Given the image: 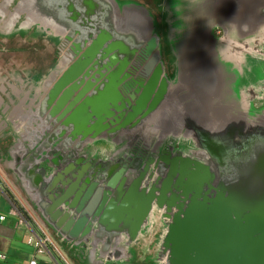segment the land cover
Listing matches in <instances>:
<instances>
[{
  "label": "water",
  "instance_id": "1",
  "mask_svg": "<svg viewBox=\"0 0 264 264\" xmlns=\"http://www.w3.org/2000/svg\"><path fill=\"white\" fill-rule=\"evenodd\" d=\"M164 15L0 0V38L57 49L0 75L3 166L76 264H264V0Z\"/></svg>",
  "mask_w": 264,
  "mask_h": 264
},
{
  "label": "crops",
  "instance_id": "2",
  "mask_svg": "<svg viewBox=\"0 0 264 264\" xmlns=\"http://www.w3.org/2000/svg\"><path fill=\"white\" fill-rule=\"evenodd\" d=\"M8 43L11 47H16L13 42ZM5 43V44H8ZM6 47H9L5 45ZM27 55L33 56L36 51L43 53H49L50 47L45 45L39 47V45H30ZM28 49V48H27ZM33 54V55H32ZM25 55V54H24ZM15 57L11 55L7 58V61L13 60ZM29 61V60H28ZM23 209L27 212L29 217L36 219L39 223H42L51 235L54 237L59 247L62 249L66 257L69 259L71 264H76L70 255L74 256L72 249L65 245L62 241L58 240L57 237L50 231V229L40 220L37 213L28 204L26 199L23 197L11 177L3 166V156L0 155V217L5 216V219H0V253L6 256L5 259L0 258V264H30L32 259H36L38 264H64L59 258L50 253H36L34 246L28 243V238L32 233L31 228L26 222L22 223V217L16 214L17 209ZM110 264H145L142 259L136 260L134 263H110Z\"/></svg>",
  "mask_w": 264,
  "mask_h": 264
},
{
  "label": "flooded vegetation",
  "instance_id": "3",
  "mask_svg": "<svg viewBox=\"0 0 264 264\" xmlns=\"http://www.w3.org/2000/svg\"><path fill=\"white\" fill-rule=\"evenodd\" d=\"M223 35V30L222 28H219L218 26L214 29V36L215 37H220ZM9 42H13L12 45L15 44L16 47H12V48H8L5 46V43ZM39 45V47H43L44 44L45 45H49L51 47L54 46L55 48V43L52 42L51 40L46 41V40H39V41H32V42H28L25 39H23V37H14L12 39H4V38H0V48H3L4 51H8L10 52L12 55L15 54V57L13 60L8 59L9 61H7L8 63L5 64L3 59H0V75H4L7 72L14 70V69H22L23 67L21 66V64L23 63V65H26V62L29 60L30 63L26 66V67H31V66H43V64L48 63L47 60H55L56 59V53H57V49L51 48L49 53H43V51L39 52L37 51L38 49H34L36 51V53L33 56H29L27 55L28 51L31 50V48L29 47L30 45ZM28 48V49H27ZM1 53V52H0ZM23 54V55H20ZM25 54V55H24ZM21 56H23L21 58ZM22 62V63H21ZM13 66V67H11ZM17 67V68H15ZM25 67V66H24ZM169 69V66L167 65V70ZM4 105L0 106V116L2 115V111L4 109ZM3 122L2 117L0 118V124ZM7 137V138H6ZM13 138L12 136L9 134L7 136L4 137L3 135V131L0 130V155L3 156L4 151L9 147V145L12 143ZM179 144H176V147H178Z\"/></svg>",
  "mask_w": 264,
  "mask_h": 264
},
{
  "label": "built area",
  "instance_id": "4",
  "mask_svg": "<svg viewBox=\"0 0 264 264\" xmlns=\"http://www.w3.org/2000/svg\"><path fill=\"white\" fill-rule=\"evenodd\" d=\"M16 214H19L22 217V223L26 222L31 228L32 233L28 238V243L34 246L36 253H50L59 258L64 264H71L54 237L42 223L29 217L27 212L21 208L16 210ZM0 219H5V216H1ZM0 258L5 259L6 256L0 253ZM30 264H38V262L34 258L30 261Z\"/></svg>",
  "mask_w": 264,
  "mask_h": 264
},
{
  "label": "rangeland",
  "instance_id": "5",
  "mask_svg": "<svg viewBox=\"0 0 264 264\" xmlns=\"http://www.w3.org/2000/svg\"><path fill=\"white\" fill-rule=\"evenodd\" d=\"M119 4H124V3H140L145 5L152 13V15L156 18V26H157V31L160 34V36L162 37V39L165 38L166 35V29H167V20L164 19V5H165V0H118ZM7 46H9L8 48H12L11 45L5 44ZM0 59L4 60V63L7 64V58L10 57L12 54L10 52H8L7 50L4 51L3 48H0ZM23 55V54H20ZM23 56H21L22 58ZM51 62V60H47V62ZM9 64V63H8ZM173 72V69H172ZM171 72V73H172Z\"/></svg>",
  "mask_w": 264,
  "mask_h": 264
}]
</instances>
